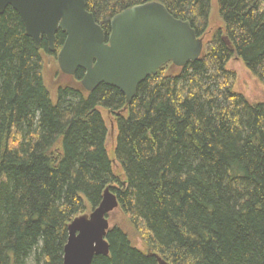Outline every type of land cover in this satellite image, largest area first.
<instances>
[{
    "label": "trees",
    "instance_id": "trees-1",
    "mask_svg": "<svg viewBox=\"0 0 264 264\" xmlns=\"http://www.w3.org/2000/svg\"><path fill=\"white\" fill-rule=\"evenodd\" d=\"M150 1L189 21L203 49L129 104L117 88L84 89L82 69L49 83L46 56L65 34L55 52L36 49L15 10L0 14V264H62L67 224L106 187L142 246L115 223L91 264H264V101L227 67L239 58L264 87V0H85L106 35L115 14Z\"/></svg>",
    "mask_w": 264,
    "mask_h": 264
},
{
    "label": "water",
    "instance_id": "water-1",
    "mask_svg": "<svg viewBox=\"0 0 264 264\" xmlns=\"http://www.w3.org/2000/svg\"><path fill=\"white\" fill-rule=\"evenodd\" d=\"M8 6L19 15L36 49L45 40L47 49L55 52L56 33L65 34L56 52L62 73L74 75L82 69L84 89L92 91L100 84L117 88L127 104L139 84L162 66H184L196 61L203 49V38L190 22L175 17L158 1L132 5L115 14L107 35L85 0H0V14ZM118 206L116 194L106 187L96 207L67 224L62 264H91L94 256L109 253L108 214ZM155 257L158 264H171Z\"/></svg>",
    "mask_w": 264,
    "mask_h": 264
},
{
    "label": "rangeland",
    "instance_id": "rangeland-1",
    "mask_svg": "<svg viewBox=\"0 0 264 264\" xmlns=\"http://www.w3.org/2000/svg\"><path fill=\"white\" fill-rule=\"evenodd\" d=\"M221 24L220 19L217 15L216 10L212 11V16L210 20V33L217 28ZM208 37V36H205ZM46 79L49 83H52L55 75L57 74L56 69L58 68L57 61H56V54L54 55H47L46 56ZM227 67L232 69L236 73V89L237 91L241 92L248 100L250 101H264V87L262 83L245 67L243 62L237 58L232 57ZM62 73V72H61ZM62 75H66L62 73ZM64 81H68L69 78L63 77ZM103 112V117L106 122L108 128V140H107V148L109 153H111L112 149L115 145V135H116V125L114 121V116L106 111ZM114 169L117 170L118 166L114 162ZM118 172L119 169L117 170ZM108 222L109 225L112 226L113 224L117 223L124 227L130 233L132 239H134L135 243L138 246H142L138 235L134 232L132 227L129 225L126 217L121 212L119 207L115 208L108 214Z\"/></svg>",
    "mask_w": 264,
    "mask_h": 264
}]
</instances>
